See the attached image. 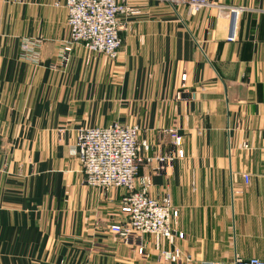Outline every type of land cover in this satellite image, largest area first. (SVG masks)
I'll return each instance as SVG.
<instances>
[{"label":"crops","instance_id":"0c3cea01","mask_svg":"<svg viewBox=\"0 0 264 264\" xmlns=\"http://www.w3.org/2000/svg\"><path fill=\"white\" fill-rule=\"evenodd\" d=\"M209 1L193 14L130 0L116 59L76 44L65 61V0H0V264H173L176 248L183 264L264 259V0ZM27 40L39 59L22 56ZM115 123L142 127L139 175L171 195L184 238L110 229L126 190L87 185L74 149L79 129ZM158 155L173 161L157 170Z\"/></svg>","mask_w":264,"mask_h":264},{"label":"built area","instance_id":"2783aa9c","mask_svg":"<svg viewBox=\"0 0 264 264\" xmlns=\"http://www.w3.org/2000/svg\"><path fill=\"white\" fill-rule=\"evenodd\" d=\"M173 3L188 5L193 14L211 5L209 0H170ZM56 5L67 9V23L70 37L62 49L65 61L70 59L73 46L81 44L89 55L103 54L116 59L122 46L120 31L123 28L121 16L137 14L138 9L130 4V0H65ZM228 10L220 7V12ZM232 15H238L240 9L229 8ZM236 21V20H235ZM230 41L237 40V24H231ZM35 41H24L21 47L22 56L39 59L40 52ZM186 79V75H183ZM142 127L138 123H115L107 127H86L79 129L76 137L74 154L79 160L85 173L86 184L101 188L106 192L113 188H124L122 197L123 210L128 214L127 219L113 223L110 229L125 241L141 239L145 233H157L170 240L175 235L184 238V233L175 229L179 209L173 204L170 194L155 197L150 194L152 186L151 174L139 175L141 151H149L150 143L141 139ZM169 132L173 143L180 147L184 137L177 129ZM159 162L157 170L164 169L166 163L173 161L170 155L154 157ZM153 158L148 157L150 162ZM243 177L249 182L250 175ZM138 253L145 254L144 247L138 248ZM173 264L181 261V250L176 248L169 256L163 253ZM187 260H190L189 258ZM65 264V263H63ZM220 264V263H212ZM234 264H264L259 257H243L236 255Z\"/></svg>","mask_w":264,"mask_h":264}]
</instances>
